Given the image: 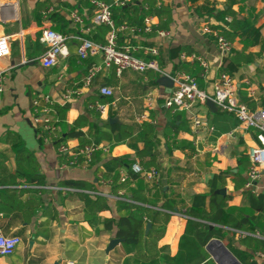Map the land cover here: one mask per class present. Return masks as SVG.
Masks as SVG:
<instances>
[{
	"label": "crops",
	"instance_id": "1",
	"mask_svg": "<svg viewBox=\"0 0 264 264\" xmlns=\"http://www.w3.org/2000/svg\"><path fill=\"white\" fill-rule=\"evenodd\" d=\"M0 1L9 5L8 12H12L6 14L7 22L1 27L4 34L11 36V52L9 57L0 60V71H3L0 94V233L21 239V244L12 256H0V264H134L133 249L123 242L107 251L115 236L113 231L104 230L103 220L125 214L124 211H117L115 200L109 199L110 208L97 212V219L89 223L85 219L83 201L70 194L74 190L59 186L66 181H83L93 186L92 190L83 191L91 199L97 196L90 194L91 192L110 194V187L98 185V177L104 176L112 182L116 176L129 174L126 168H119L107 175L103 163L108 159L126 156L135 158V152L130 147L132 139L118 144L102 142L100 144L106 146L107 151L98 152L93 164L87 168L66 166V162L59 157L56 142L65 138L67 127H71L80 116L90 123L96 118L105 122L117 117L119 125L131 126L134 133H138L142 139H145L144 133L139 131L142 124L154 126L158 131L155 152L160 175L159 185L153 188L143 178L134 180L129 176L130 179L118 192H122L120 200H123L137 189L153 188L149 201L157 206L155 209H159L165 199L175 201L174 211L170 212L164 234L156 245L158 264H172L168 259L178 255L187 221L196 220L185 215L191 197L208 194V181L214 175L223 171L231 174L239 171L240 160L248 158L247 150L257 144L254 133L239 126L233 115L217 109L212 111L204 104L197 107V113L214 127V132L201 131L195 134L189 116L184 113L181 114L184 122H177L179 130L163 137L167 114L173 115L175 112L162 107L163 99L170 89L161 86L158 75L151 71L143 75L124 71L116 77L112 69L107 70L96 78L89 89H83L79 98L61 105L63 94L79 86L88 68L93 63H99L100 59L96 57L81 61L75 52L76 42L70 40L67 43L68 55L61 58L55 66L44 68L36 62L45 51V47L39 42L40 30L51 27L61 34L81 36L95 43H103L108 29L93 22V7L85 0ZM104 1L111 4L113 0ZM134 1L140 6V11L141 6L146 4L144 0ZM155 1L157 5L170 9L169 27L160 29L167 36L159 38L155 33L122 34L118 37V46L157 47L158 64L166 74L173 76L178 72L187 73L197 79L199 88L208 95L212 94L213 83L219 75L226 72L233 78L240 100L250 110H264V0ZM196 9H202L200 14ZM205 9L212 11L207 14ZM226 10L232 11L233 15L228 17L227 26L224 27L218 15ZM71 12H76L81 17L82 24L71 20ZM250 12L255 18L254 26L260 33L257 44H252L250 38L231 32L232 29L252 21ZM152 14L154 28L157 29L159 18L153 12ZM205 26L231 43L232 54L229 57L219 59L214 37L202 33ZM134 54L144 57L139 49ZM237 54L249 57L250 61H243ZM181 55L186 56L185 59H181ZM191 56L205 60L209 68L203 71ZM101 86L113 89L114 97L111 100L97 95V89ZM149 91L156 94L157 100L154 108L147 111L143 98ZM43 95L50 96L56 101V106L62 109L59 117L55 112L58 130L48 141L40 138L31 124L32 101ZM98 99L105 101V104L113 103L108 107L107 115L102 117L88 109V103ZM80 130L87 138L88 126ZM9 133L19 137L28 154L27 158L21 159L19 166L16 152L6 141ZM60 144L71 150L80 147L75 138L66 139ZM142 146V143H137L139 149ZM183 146L193 149L194 154L187 156L180 150ZM248 168L246 165V170L241 173L245 180ZM18 170L19 174L16 175ZM29 172H37L43 176L44 186L29 185L21 175ZM261 175L251 190L256 194H264V174ZM244 188L248 190L245 185ZM220 189L226 190L224 196L231 197L227 205L229 209H236L237 214L248 211L241 207L243 196L241 191L234 188L231 175ZM60 191L61 195L58 194ZM230 233L233 235L225 234L223 240L212 238L210 241L219 240L227 249L228 244H231L238 250L250 253L258 264H264V251L251 252L240 245L239 241L244 239L240 236L241 232ZM208 243L204 246L207 257L198 264H217V257L206 250ZM212 251L215 253L214 249ZM236 260L242 264L237 258ZM219 263L230 264L224 260H219Z\"/></svg>",
	"mask_w": 264,
	"mask_h": 264
},
{
	"label": "trees",
	"instance_id": "2",
	"mask_svg": "<svg viewBox=\"0 0 264 264\" xmlns=\"http://www.w3.org/2000/svg\"><path fill=\"white\" fill-rule=\"evenodd\" d=\"M190 1L195 2L197 0ZM143 2L148 4L150 10L159 18L157 30L168 29L171 22L170 9L157 5L155 0H144ZM201 10L196 9L199 14ZM211 11L210 9H205L207 14ZM145 14L142 9L140 11V6H137L134 0L129 7L112 9V16L117 24L127 23L129 25L140 26ZM232 15L233 12L230 10H226L218 15L224 27L227 26L228 17ZM250 17L251 22H246L240 28L232 29L231 32L240 37L250 38L252 44H257L260 39L259 29L254 26L255 18L252 12H250ZM237 55L245 62L250 61L249 57ZM88 59L90 58L81 61ZM235 66L237 65L235 64ZM184 70L185 72H189L188 69ZM98 100L101 103H105L102 99ZM107 100L109 101L111 98H107ZM55 110L59 117L62 109L55 106ZM88 112L91 113L89 110ZM181 114L184 113L175 112L173 115H170V113L167 114L168 120L163 129V137L169 136L168 134L172 132L175 134L179 130L180 126L177 125V122H184L181 119ZM86 125L88 126L87 138L80 130ZM139 131L144 133L145 139H142L138 133H134V128L131 126L110 124L108 120L101 122L98 118L90 123L84 121L83 116H80L71 127H67L65 138L56 140V145L59 146L64 140L71 138L78 139L80 147L89 143L97 145L102 142L118 144L132 139L133 143L130 144V147L135 152L134 159H130L128 156L108 159L103 163V167L107 175L115 172L119 168H126L130 178L137 180L140 177L130 170V166L135 162L145 170H149L150 168L159 170L157 154L155 152L158 145V131L154 126L147 123L142 124L139 127ZM6 141L10 143L12 149L16 152L17 165L19 166L21 159L23 157L27 158L28 154L25 153V149L18 136L9 133L6 136ZM138 142L143 145L141 149L137 147ZM180 150L189 157L194 154L193 149L188 147L183 146ZM59 157L63 159L62 161H67L66 156L59 155ZM95 159H93L92 164ZM246 165H250L247 157L240 160V169L236 174L223 171L214 175L208 181V194H198L191 197L190 206L186 208L185 215L196 220L189 219L187 221L184 235L180 240L178 255L173 259H168L169 262L172 264H198L207 257L204 246L208 241L212 238L223 240L225 234L233 235L230 232H246L248 234H256L257 232L264 233V194H256L244 188L247 179L245 180L241 173L243 170H246ZM18 174L19 170L16 172V175ZM21 175L29 185L44 186V178L38 175L37 172H29ZM230 175L232 176L234 188L237 191H241L243 196L241 207L248 211L244 210L237 214L236 209H229L227 207L228 201L231 198L230 196L215 193L217 190H220V187H224L225 180ZM118 179L119 177L116 176L109 186L113 195L126 184H118ZM59 186L74 190L70 194L77 196L83 201L85 219L89 223L97 219V212L110 208L108 203L110 201L109 199L101 196H95L94 199H91L89 194L84 193V190H92L93 186L83 181H66L60 183ZM152 187L154 188L156 186ZM153 188L146 190L140 188L133 191L129 198L124 197L123 200H115L117 211H124L125 214L118 218L103 220L104 230L113 231L116 239L122 240L125 246L133 249L134 264H158L159 254L156 245L164 234L165 225L170 218V212L174 211L175 201L173 199H165L162 205L158 207L159 209H155L157 206L151 204L149 201V196ZM58 194L61 195V191ZM144 205L151 206L152 208ZM147 224H150L151 227L145 234ZM210 225H213V227ZM239 243L247 249H250L251 252L264 251V241L251 236L244 237ZM228 249L242 264H258L250 253L238 250L231 244H228Z\"/></svg>",
	"mask_w": 264,
	"mask_h": 264
},
{
	"label": "built area",
	"instance_id": "3",
	"mask_svg": "<svg viewBox=\"0 0 264 264\" xmlns=\"http://www.w3.org/2000/svg\"><path fill=\"white\" fill-rule=\"evenodd\" d=\"M86 1L93 7V22L97 26H103L108 29L103 43H95L81 36L64 35L54 31L51 27L42 28L39 34V42L45 47V51L36 59V62L44 68L55 66L61 58H65L68 55L67 43L70 40L76 42L75 52L80 60L96 57L100 59L99 63H93L88 68L79 86L67 90L63 94L61 97V105L79 98L83 94V89H89L102 72L110 69L113 70L116 77H119L124 71H130L140 75L151 71L156 73L158 78L164 76L169 77L172 81V87L168 95L164 97L162 107L174 112L188 114L195 134L201 131L214 132V127L199 117L196 110L198 106L204 105L208 99L214 103L218 111L233 115L239 123V126L245 130H251L254 133L257 144L247 150L250 165L247 171V182L245 184L248 190H253L255 183L262 176V172H264V110H250L240 100L238 88L233 78L226 72H222L219 75V78L213 83L212 94L208 95L199 88L195 77L184 72H178L173 76L166 74L158 64L157 58L159 52L157 47H119L117 40L122 34L146 35L155 33L159 38L167 36L165 31L154 28L153 14L148 4L141 6L146 14L142 18L141 25L137 26L127 23L116 24L112 16V9L124 8L133 0H113L111 4L106 3L104 0ZM8 6L0 1V60L9 57L11 52V36L4 34L1 28L7 22L6 14H12V12H8ZM70 18L74 23L82 24V19L76 12H71ZM202 33L214 37L220 60L230 55L232 47L226 38L206 26L202 29ZM138 49L144 57H139L134 54ZM185 57L184 55L180 56L181 59H185ZM191 58L198 62L203 71L209 68L205 60L196 56H191ZM2 75L3 71H0V94L2 93ZM97 95L104 98H113L114 91L108 86H101L97 89ZM143 99L145 110L149 111L154 108L157 96L152 91H149ZM110 105H113V103L105 104L99 100H95L88 103V109L102 117L107 115ZM55 106L56 101L48 95L35 97L32 101L31 124L36 134L44 141L51 140L58 130ZM101 151L106 152L107 147L94 143H89L72 150L63 144H60L57 148L59 155L67 157L66 166L81 168L90 166L94 156ZM130 170L152 186H157L160 183V175L155 168L145 170L135 162L130 166ZM129 179L128 175L123 174L119 177L118 183L123 184ZM97 183L99 186L107 188L112 182L104 178V176H99ZM90 194L111 200H120L122 196V192H118L115 195L100 191L91 192ZM240 236H251L264 241V234L260 233L248 234L241 232ZM20 244L21 239L19 237L4 236L0 233V256H12Z\"/></svg>",
	"mask_w": 264,
	"mask_h": 264
},
{
	"label": "water",
	"instance_id": "4",
	"mask_svg": "<svg viewBox=\"0 0 264 264\" xmlns=\"http://www.w3.org/2000/svg\"><path fill=\"white\" fill-rule=\"evenodd\" d=\"M158 83L167 88L170 89L172 87V81L169 77H161L158 79ZM206 106L212 110V111H216V106L214 105V103L211 100H206L205 102ZM110 124H120L119 120L117 117L114 118H110L109 120ZM262 174H264V172H262ZM215 193L220 194V195H225L226 194V190L225 189H220L217 190ZM150 224H147L146 228H145V234L148 232V230L150 229ZM122 240L120 239H113L110 241L109 247L107 251H110L113 247H115L117 244L121 243ZM212 249L215 250L212 251ZM206 250L214 256L217 257V264L219 263V260H224L225 262H230V264H240L236 258L230 253V251H228V249L219 241V240H211L208 245L206 246ZM219 259V260H218Z\"/></svg>",
	"mask_w": 264,
	"mask_h": 264
},
{
	"label": "rangeland",
	"instance_id": "5",
	"mask_svg": "<svg viewBox=\"0 0 264 264\" xmlns=\"http://www.w3.org/2000/svg\"><path fill=\"white\" fill-rule=\"evenodd\" d=\"M147 91V90H146ZM187 116H189L188 114H186ZM199 115V114H198ZM199 117H201V116H199Z\"/></svg>",
	"mask_w": 264,
	"mask_h": 264
},
{
	"label": "bare ground",
	"instance_id": "6",
	"mask_svg": "<svg viewBox=\"0 0 264 264\" xmlns=\"http://www.w3.org/2000/svg\"><path fill=\"white\" fill-rule=\"evenodd\" d=\"M15 10H16V8H15Z\"/></svg>",
	"mask_w": 264,
	"mask_h": 264
}]
</instances>
